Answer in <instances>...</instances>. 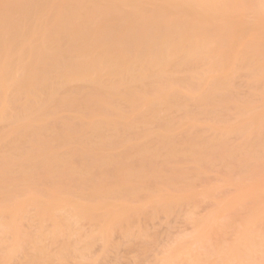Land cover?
Listing matches in <instances>:
<instances>
[{
  "label": "rangeland",
  "instance_id": "obj_1",
  "mask_svg": "<svg viewBox=\"0 0 264 264\" xmlns=\"http://www.w3.org/2000/svg\"><path fill=\"white\" fill-rule=\"evenodd\" d=\"M85 5L88 7H85ZM84 8H86L88 16L84 13ZM78 13H80L81 18L84 14L86 15V17H83L85 19V21L83 20L84 22L80 23L82 19L77 18L79 16ZM70 24L77 26L79 28L78 31L76 32L75 29L77 28L72 26L75 29H71L73 32H70ZM60 33L64 35V38L68 37L66 41L64 40L65 42L62 41L63 36L61 37ZM171 35H174L172 36V38L175 37L173 38L174 41L171 38L169 40ZM194 37H196V40H194ZM92 38L97 39L98 44L94 48L92 46L87 47V44L91 45L93 43ZM41 39L48 44L43 43ZM166 39L169 40V43ZM164 40L165 44L167 43L165 46L168 51L163 46ZM183 41L186 42L183 43ZM198 41L202 42H200L199 46L197 45L199 48H192V44L196 46ZM49 43H52L53 47ZM190 44L192 47L189 46ZM120 45L126 47L127 51L125 54L116 56L108 53L118 49ZM186 45L189 47L187 46L188 48H186ZM46 46L51 47L47 48ZM162 46L165 54L163 57ZM169 46L170 48L167 49ZM179 46H182V52H180L181 50L178 51L180 49ZM200 46L204 50H199L202 48ZM53 48L56 50L53 51ZM176 48L178 55L176 54ZM92 49L93 51H105L106 53L103 55L106 57L109 56L122 61L134 60L137 63L134 66L136 68L130 70V73L138 75V77L144 74L145 78L152 67H154L157 75H161L158 68L162 66L158 64L163 63V67L166 68L164 62L170 64L171 69L167 72L168 74L165 78L152 76L156 75L155 73L153 74L154 70L152 69V74L148 76H150L149 79L155 78V80L153 79V82L148 84L151 86H146L147 89L146 87L145 89L144 87L140 88L139 83L134 84L139 92H137L138 98L136 97L139 105L133 108H126L128 106L126 102L127 106H124L125 108H123V104H118L119 100L117 98L121 99L118 95L115 97L114 102H117V106L120 105L121 108L119 106L118 110L109 109L110 111H90L87 109L76 111V109L66 103L64 105L62 103L44 104L47 105L46 109L43 104H38L36 99L38 100L41 96L38 84L42 81L48 83V81H55V79L58 81L65 78V80L61 81L62 85H59V88L57 87L58 89L54 86L56 89H54V92L56 93L58 90L60 92L68 90L67 92H69V89L74 88L73 80H68L71 74L76 71L75 63L71 64V59L87 61L95 56L91 53ZM186 49L189 50L185 52L184 50ZM191 49L194 52L192 51L191 53ZM237 52L241 56L238 55L239 58H234L236 62L238 61L235 63L233 57L239 54ZM63 53L65 56H63ZM78 53H83L84 57L82 55V57H79ZM74 54L78 55V57L75 55V58H72ZM85 54L88 55L85 57ZM180 54H183V56ZM179 55L181 56L180 58ZM247 55L251 57L248 56V58ZM171 56L174 58L173 61L170 58ZM146 57H148L149 62L146 60L144 65ZM207 57L210 61L207 60ZM167 58L170 59L167 60ZM59 60H64V65L63 69L58 72V67L55 66L54 62ZM170 62L173 63L171 64ZM249 62L254 64L251 65ZM150 64L152 67L147 69ZM202 64L204 66H200ZM183 65L186 69H183ZM231 65L234 66L231 67ZM121 66H117L113 74L127 73L124 65ZM247 67L249 68L247 69ZM164 68L161 69V71L163 70V76L166 75V72L164 73L166 69ZM179 69L180 74H183L182 77H185L184 79L179 78L181 77L178 74ZM197 69L199 73L201 72L200 74L196 72ZM15 74H17L16 77ZM173 74L178 76L176 75L174 78ZM263 76L264 0H0V117L2 118L4 115L6 118L8 117V121L6 119H4L5 121L3 119L0 121L1 147L6 144L2 146V143L8 139L9 149H12L9 151L10 153L13 152V149H17V154H20L19 150H21V154L33 157L42 155L56 156L58 153L62 154L65 151H67L66 155L67 153L71 155L74 150L73 131L76 132L74 126L79 124L81 125L80 129L84 131L86 125H88L87 121L100 117L101 113L108 115L106 119L114 128H121L120 121H124L130 124V128L134 126L133 128L136 131L131 128L133 132L132 130L129 131V133L131 132L130 138L127 136L129 140L127 139V141L114 148H109L102 143L91 144L93 145L92 147L101 149V153L104 156L109 154L110 157H106V159L109 160L110 164L117 162L118 159L115 156L111 157V154L116 155L126 148L129 158L124 159L123 162L132 163L133 165L131 169H127L130 172L128 178L131 181V185H133L132 187L130 185L127 195L113 194L111 197L109 191L107 194L109 196H103L109 189L108 187H101L96 189L98 191L96 196L94 194L89 196L92 188L80 187L75 183L79 186L77 188L75 187L76 185H73L74 182L71 186V183L65 186H46L42 185L43 183L40 181L39 185H36V183L34 184L35 180H37L35 178L28 182H23L21 187L13 192L8 203L0 204V217H2L0 218V224L5 227L3 229H1L2 227L0 228V264H19L22 260V264H25V262H27L26 264H37L36 259L40 258L41 255V258H38L39 260L42 258L50 259V261L47 260L48 262L45 261V264H264V137L262 138L264 134L261 133V131H264V92L260 91L264 88ZM36 77L40 80L39 82H37ZM146 78L148 80V77ZM63 82H66L65 85H68L67 87L69 88L63 90V87L66 88ZM83 84L79 83L78 85H80L79 87H84L85 84ZM137 84L139 85L138 88ZM260 86L262 89L259 88ZM3 87H6V90ZM83 87L80 90L85 92ZM203 87L205 91L202 89ZM2 88L5 90L4 92ZM13 88L23 92L17 91V94H20L16 95L21 96L16 97V100L12 99L11 92H9V89L11 91ZM141 89L144 90L142 91ZM7 92H9L7 94L9 97L6 95ZM54 92L52 93L55 94ZM214 92L219 93L213 95L215 94ZM205 93L209 100L206 99ZM181 96L183 97L182 99ZM10 97L12 101H10ZM162 97L168 100L172 99L171 102H177L179 106L182 103L181 106H186V108L179 107L176 103L175 107L177 108L173 106V109L171 108L173 112L171 113L170 110L167 113L169 109L165 110L163 105L158 104L159 99ZM201 97L204 101H202ZM211 97L215 99L211 101L213 99ZM122 102H124L123 99ZM26 103L29 107L27 109L25 107ZM150 103L153 105L149 109L147 105ZM33 104L34 107L37 106L39 112L35 109L36 107L33 108ZM115 104L113 105L115 106ZM30 106L32 107L31 109L36 110V113L33 110L32 113L30 112ZM196 106H200V108H196ZM21 108L23 110L19 111ZM207 108H211V112ZM220 108H222L221 111L218 110ZM17 109H19L18 116H26V118L20 117L22 120H19L15 112ZM28 109H30L29 112L31 114L37 115L33 114L30 117L31 114L27 111ZM42 110L46 112L44 113ZM185 110L189 113H186ZM22 111H27L29 115L26 114L30 118H27L26 114L23 115ZM147 111L148 113H146ZM203 111L205 114H202ZM42 112L43 114H39ZM110 112H114V114H110ZM7 114L9 115L7 116ZM153 115L155 116L154 118ZM12 117L14 120L10 122ZM135 120L140 121L136 122ZM145 122L148 124L143 127ZM161 123L162 125H160ZM56 124L60 126L58 127ZM30 128H33V131H30ZM47 128L48 131L51 130L52 132L47 131V134ZM36 129L39 133L34 131ZM191 129L193 130L191 131ZM44 130L46 133L42 132ZM23 131L29 133H27L28 136L25 133L26 138ZM21 133L23 134L19 136ZM13 135H17L18 140L11 139L10 137ZM32 135H34L35 141ZM217 135L220 136H218L219 138L223 137L222 139L224 140H217ZM23 136L24 138H22ZM31 137L32 139H30ZM168 138H171V141ZM166 139L169 140L167 141L169 143L166 142L164 147L163 143L165 141L162 140ZM212 139L215 142L210 141ZM20 140H24V142L21 141L23 144L18 143L19 149L18 147L14 148L13 146H17L16 143ZM38 140H40V143ZM150 140L153 141L152 145H150L152 142ZM58 141H60L59 144ZM204 142L208 144L205 147ZM251 142L252 144H249ZM195 143H201L199 146L203 145L201 148H197L198 145L195 147ZM11 144H13L12 147L10 146ZM41 144L42 146H40ZM189 144H195L193 145L195 148L191 146L192 148L190 149ZM256 144L259 146L255 147L254 145ZM144 145L145 149L143 148L144 151L142 150L141 152L140 149ZM161 145L163 146L162 149ZM79 146L84 147V144H79ZM1 147L0 151H3L5 146L3 149ZM211 147L214 148L212 149ZM186 148L188 153L193 151L191 152L193 155H189L191 153L187 154L185 152ZM84 149L86 148L84 147ZM146 149H149V151ZM137 150L140 151L138 152ZM178 150L183 155L177 154ZM218 150L220 151L216 152ZM146 151L147 154L145 153ZM229 151L234 152L235 155L231 153L229 156ZM5 152H2L3 155L1 154V156L6 155ZM239 152L242 153L240 154ZM10 153L9 157L13 158L11 156L13 153ZM164 153H166V156ZM14 156L20 157L16 154ZM60 156H63L67 163L71 162L70 156ZM103 158V156H99L97 160L102 161ZM130 159L131 161L136 159V163L131 162ZM169 159L172 160L170 161ZM198 159L203 160L200 161ZM209 160L211 164L208 163ZM51 161L48 160V162ZM73 163L79 165L80 158L76 157ZM144 163H146V166ZM163 165L165 166L164 168ZM242 166L247 168L241 169ZM14 167L17 168V166ZM27 167L29 170L30 165ZM26 168L25 171L27 173L37 171L35 167L33 170L32 166L30 167L31 171ZM140 174L141 176H139ZM149 179L152 181L151 183H149ZM74 192L78 193L75 194ZM82 192L85 193L83 196ZM67 208L68 211L66 210V213L64 209ZM58 210L63 214L65 212L66 215L58 213ZM38 211H41L44 215L43 218H39ZM56 212L58 214L55 215ZM60 214L65 216L64 219H67L58 218L57 216ZM5 215L8 217L7 219L4 218ZM71 217L73 220L76 217L75 221H68V219H72ZM1 219L8 221L9 226L4 224ZM24 220L26 221L24 222ZM30 220L33 222L31 223ZM80 222H83L82 225ZM28 223L30 224L28 225ZM71 224L75 225L71 227ZM104 225L105 227H103ZM28 227L33 230L31 233H33L34 237L40 234L43 238L44 235H47L43 238L45 241L41 242L44 245L50 244V246L48 244V247H46L47 251H50L49 255L47 254L45 257L42 253H39V255L41 254L40 256H34V254L37 255V250H35L37 242H32L28 237L30 232ZM67 227H69V231L72 229V232H69ZM76 227L79 229L76 230ZM22 228L24 230L28 229L24 231L26 232V237L23 231V234L20 233ZM44 230L47 232L43 235ZM55 230L58 235L56 234L57 232L54 233ZM64 232L72 233L71 237ZM64 236L70 238H65ZM56 237L58 240L55 241ZM257 237L259 241L260 239L263 241L262 245H258L260 248H256ZM68 239L72 243L67 245L65 242L69 243ZM20 243H23V245L24 243L25 245L27 244L25 248L29 246L30 250L25 248L23 250V245H21V248ZM254 244L256 245L254 246ZM69 245L71 246L66 248ZM60 246H65L64 255L62 254L61 257L56 258L57 255L53 253L59 252ZM70 248L74 249L73 252L68 250ZM51 249L52 252H55L51 253ZM214 251L219 253L217 252V254ZM212 252L215 254L213 255ZM245 252L249 255L247 257H249L250 261L246 257ZM43 259L42 263L44 264ZM58 260L60 262H56ZM42 263L38 261V264Z\"/></svg>",
  "mask_w": 264,
  "mask_h": 264
},
{
  "label": "bare ground",
  "instance_id": "obj_2",
  "mask_svg": "<svg viewBox=\"0 0 264 264\" xmlns=\"http://www.w3.org/2000/svg\"><path fill=\"white\" fill-rule=\"evenodd\" d=\"M85 7H88V6H86L85 5ZM65 8H66V6H65ZM86 8H84V10H85ZM83 10V11H84ZM99 10H100V8H99ZM83 11H82V13H83ZM84 13L86 14H88V12H86V10L84 11ZM81 15L82 16V18L80 17V13H78V17L77 18H80V19H82V20H80L81 22L80 23H82V21L84 20L85 21V19L83 18V17H86V15ZM88 16V15H87ZM76 20V19H75ZM83 21V22H84ZM79 22V21H78ZM72 23H75V22H72ZM84 24V23H83ZM82 24V25H83ZM71 25V24H70ZM81 25V26H82ZM201 25V24H200ZM72 26H73V24L71 25V27L69 26V28H70V32H73L72 30H74L75 28H77V29H75L76 30V32L78 31V27L76 26H73V27H75V28H72ZM78 26H80V25H78ZM80 26V27H81ZM178 27V26H177ZM133 28V27H132ZM72 29V30H71ZM134 29V28H133ZM59 31H61L60 29H58ZM179 30V29H178ZM69 31V30H68ZM67 31V32H68ZM75 32V31H74ZM42 33V32H41ZM40 33V34H41ZM61 34V33H60ZM41 35H43V34H41ZM202 35H204V34H202ZM209 35V34H208ZM36 36V35H35ZM39 36V35H38ZM63 36V38H64V35H62L61 34V37ZM172 36H174V35H171V37L169 36V40H170V38L172 39V41H174L173 40V38H175V37H173L172 38ZM176 36V35H175ZM207 36V35H206ZM37 37V36H36ZM60 37V36H59ZM60 37V38H61ZM208 37H210V36H208ZM59 38V39H60ZM62 38V41H66V39H68V37L67 38H64L63 39ZM191 38H192V36H191ZM195 39L194 40H196V37H194ZM93 39V38H92ZM205 39V38H204ZM208 39V38H207ZM44 40H46V39H44ZM61 40V39H60ZM169 40H167L166 39V41L168 42ZM185 40V39H184ZM245 40H247V39H245ZM244 40V41H245ZM41 41H42V39H41ZM50 41V40H49ZM64 41V42H65ZM171 41V42H172ZM203 41V40H202ZM220 41V40H219ZM248 41V40H247ZM43 42V41H42ZM63 42V43H64ZM170 42V43H171ZM186 41H183V43H185ZM192 42V41H191ZM201 41H198V44H196V46L194 45V44H192V46H191V44L189 45V46H191L192 48H199V47H197V45L199 46V44H201L200 43ZM217 42H218V40H217ZM241 42V41H240ZM41 43V42H40ZM43 43H46L45 41L43 42ZM42 43V44H43ZM52 43H53V41H52ZM52 43H49L50 45L52 44ZM55 43V42H54ZM61 43V42H60ZM163 43V42H162ZM161 43V45H163ZM169 43V42H168ZM192 43H194V42H192ZM48 43H46V45H47ZM98 44V40L97 39H93V43L90 45H88L87 44V47H90V46H92V48H94L96 45ZM172 44V43H171ZM222 44V43H221ZM242 44H243V42H242ZM63 45V44H62ZM61 45V46H62ZM165 45H167V43L165 44V40H164V45L163 46H165ZM244 45V44H243ZM44 46V45H43ZM52 47H53V45H51ZM50 46V47H51ZM163 46L161 47V50H163V54H162V57H163V55H165L164 54V49H163ZM171 46V45H170ZM170 46L167 48V49H169L170 48ZM185 46V45H184ZM188 45H186V48H188L187 47ZM195 46V47H194ZM203 46V45H202ZM202 46H200V47H202ZM206 46H208V44H206ZM47 47V46H46ZM46 47H44V48H46ZM49 46L47 47V48H50ZM55 47V46H54ZM180 47V46H179ZM182 47V46H181ZM181 47H180V49L178 50V51H180L181 50ZM178 48V47H177ZM177 48H176V54H177ZM204 48H206V47H204ZM140 49V48H139ZM142 49V48H141ZM202 49H203V47L202 48H200L199 50H201L202 51ZM250 49V48H249ZM52 50V49H51ZM54 50H56V49H54L53 48V51ZM165 50H166V46H165ZM189 50V49H188ZM187 49L186 50H184L185 52H187L188 51ZM204 50V49H203ZM239 50V49H238ZM247 50V49H246ZM126 51H127V49H126V47L125 46H123V45H120L119 47H118V49H115L113 52L112 51H110V52H108V53H112V55H116V56H120L121 54H125L126 53ZM166 51H168V50H166ZM172 51V50H171ZM191 51V53H192V49L190 50ZM198 51V50H197ZM239 51H241V50H239ZM48 52V51H47ZM46 52V53H47ZM180 52H182V50L180 51ZM194 52V51H193ZM196 52V51H195ZM52 53V52H51ZM93 55H95L94 57H92L91 59H89V60H87V61H83V60H76V59H71V64H73V63H75V67H76V71H75V73H73V74H71V77H70V79L68 78V80H73V84H74V88L73 89H69V92H67L68 90H65V89H67V88H69V87H67L66 85H65V83L66 82H63V85H65L66 86V88H64L63 87V90H65V91H62V92H60L59 90L57 91V93L56 92H54L56 89L55 88H57L59 85H62L61 84V81H63V80H65V78L63 79V80H58V81H56V79H55V81H48V83L47 82H41V83H39L38 84V89H40V91H41V96H40V98H38V100L36 99V101H38L37 103L38 104H48V105H53V104H60V103H62L63 105H64V103H66V104H69L70 106H72V108H74V109H76V111L77 110H80V109H87V110H90V111H94V110H109V109H111V110H118V107L120 106H117L119 103H121V104H123L122 106H123V108H125L127 105V107L126 108H133V107H136V106H138L139 105V103H137V98H138V91H137V89H136V87L134 86V84H136V83H139V85H140V88L141 87H144V89H145V87L148 85V84H151V82H153L152 80L154 79L155 80V78H165V76H167V72H169L170 71V69H171V65L170 64H168V63H165L164 62V64L166 65L165 67L166 68H164L163 67V63L162 64H158L159 66L161 65L162 67H160V68H158V70L160 71V73H161V75H157V73H155V69H154V67H152L151 66V64H150V66L147 68V69H150V67H152V69L154 70L153 71V74L155 73L156 75H152V76H157V77H155V78H153V79H149V77L150 76H148L149 74L151 75L152 74V72H151V70L149 71V72H147L148 73V75L147 76H145V78H144V74H142V76L140 77H138V75H133V74H131L130 73V70H132V69H135L136 67H134L135 66V64H137L134 60H126V61H122L121 59L119 60V59H116V58H112V57H106V56H104L103 54L104 53H106L105 51H99V50H94L93 51V49H92V52H91ZM191 53H189V54H191ZM237 53H239V52H237ZM166 54H167V52H166ZM172 55H173V53H171ZM179 54V53H178ZM177 54V55H178ZM183 54H185L184 52H183ZM183 54H180L181 56H183ZM76 54H74V55H72L73 57L72 58H75L74 56H75ZM78 55H80L79 57H84V55H83V53H78ZM78 55H76L77 57H78ZM82 55V56H81ZM86 55H88V54H85V57H86ZM107 55V54H106ZM179 55V58L181 57ZM188 55V54H187ZM187 55H185V56H187ZM238 55H240V53L239 54H236V57H233V59L234 58H239L238 57ZM251 55H253V54H251ZM63 56H65L64 55V53H63ZM111 56V55H110ZM148 56V55H147ZM184 56V57H185ZM215 56V55H214ZM241 56V55H240ZM249 55H247V57H248ZM165 57H167V56H165ZM173 56H171L170 58H172ZM177 57V56H176ZM176 57H175V59H176ZM249 57H251V56H249ZM248 57V58H249ZM260 57V56H259ZM147 58V59H146ZM145 58V62H144V65L146 64V60L148 61V57H146ZM170 58H167V60H169ZM178 58V57H177ZM201 58V57H200ZM256 58V57H255ZM254 58V59H255ZM261 58H262V56H261ZM164 59V58H163ZM173 59L174 58H172V61H173ZM205 59V58H204ZM162 60V59H161ZM166 60V59H165ZM199 60H201V59H199ZM199 60H197V61H199ZM207 60H209V58L207 57ZM235 60V59H234ZM238 60H240V59H238ZM249 60V59H248ZM260 60V59H259ZM63 61V62H62ZM177 61V60H176ZM205 61V60H204ZM210 61V60H209ZM252 62H254L253 60H251ZM258 61V60H257ZM149 62V61H148ZM148 62H147V64H148ZM152 62H153V59H152ZM168 62V61H167ZM234 62V61H233ZM238 62V61H237ZM236 62V60H235V63H237ZM246 63H247V61H245ZM55 63V66H57L58 68H57V70H58V72L59 71H61L62 69H63V65H64V60H59V61H55L54 62ZM154 63V62H153ZM171 63V62H170ZM173 63V62H172ZM171 63V64H172ZM196 63H198V62H196ZM202 63H204V62H202ZM30 64V63H29ZM204 64H207L206 62L204 63ZM234 64V63H233ZM249 64H251V62H249ZM252 64H254V63H252ZM251 64V65H252ZM119 65L121 66V65H124V68L126 69V72L127 73H124V74H119V75H116V74H113V71L116 69V67L118 66L119 67ZM143 65V66H144ZM186 65V64H185ZM193 65V64H192ZM191 65V66H192ZM241 65V64H240ZM239 65V66H240ZM242 65H243V63H242ZM148 66V65H147ZM146 66V67H147ZM154 66V65H153ZM170 68H169V67ZM188 66V65H187ZM186 66V67H187ZM189 66H190V64H189ZM200 66H204L203 64L202 65H200ZM234 65H231V67H233ZM236 66H238V65H236ZM247 66H249V65H247ZM256 66V65H255ZM122 67V66H121ZM145 67V68H146ZM193 67V66H192ZM192 67H191V69H192ZM211 67V66H210ZM210 67H208V68H210ZM254 67V66H253ZM54 68H56V67H54ZM144 68V67H143ZM162 68H164V69H166V70H164V73L166 72V75H164L163 76V70L161 71V69ZM169 68V69H168ZM188 68V67H187ZM197 68V67H196ZM198 68H200V67H198ZM213 68H214V66H213ZM242 68H243V66H242ZM244 68H245V65H244ZM249 67H247V69H248ZM260 68V67H259ZM182 69V68H181ZM183 69H186V68H184V65H183ZM210 69H212V68H210ZM215 69V68H214ZM213 69V70H214ZM251 69V68H250ZM256 69V68H255ZM257 69H258V66H257ZM262 69H263V67H262ZM188 70H190V69H188ZM238 70V69H237ZM245 70V69H244ZM243 70V71H244ZM252 70H253V68H252ZM53 71V70H52ZM135 71V70H134ZM146 71V70H145ZM173 71V70H172ZM175 71V70H174ZM191 71V70H190ZM200 71V70H199ZM203 71V70H202ZM236 71V70H235ZM248 71V70H247ZM259 71V70H258ZM122 72H123V70H122ZM157 72V71H156ZM183 72V71H182ZM186 72H188V71H186ZM185 72V73H186ZM196 72H198V69H197V71ZM204 72H206L205 70H204ZM21 73V72H20ZM159 73V72H158ZM177 73V72H176ZM199 73V72H198ZM201 73V72H200ZM199 73V74H200ZM243 73V72H242ZM245 73V72H244ZM247 73V72H246ZM248 73H249V71H248ZM247 73V74H248ZM250 73H252V71H250ZM48 74V73H47ZM62 74V73H61ZM61 74H60V76H61ZM146 74V73H145ZM179 75H181V77H179V78H185V77H182L183 76V74H180V69H179V73H178ZM188 74V73H187ZM191 74H193L194 75V73L193 72H191ZM190 74V75H191ZM216 74V73H215ZM254 74V73H253ZM256 74V73H255ZM16 75L17 74H15V77H16ZM19 75V74H18ZM170 75V74H169ZM174 75V74H173ZM177 74H175L173 77L175 78V76H176ZM186 75V74H185ZM178 76V75H177ZM18 77V76H17ZM143 77V78H142ZM146 77H148V80H147V78ZM170 77V76H169ZM168 77V78H169ZM172 77V78H173ZM235 78H236V76H234ZM264 77V76H263ZM14 78V77H13ZM36 79H37V82H39L40 80H38V78L36 77ZM48 79V78H47ZM66 79H67V77H66ZM2 80V79H1ZM71 80V81H72ZM158 80V79H157ZM20 81V80H19ZM18 81V82H19ZM67 81V80H66ZM70 81V82H71ZM234 81V80H233ZM263 81V80H262ZM70 82H68L69 84H70ZM77 82H78V84L79 83H84L83 85H84V87H83V90L85 89V92L83 91L82 92V90H80L82 87H79L80 85H78L77 84ZM259 82V81H258ZM49 83H50V85H49ZM56 85H55V84ZM67 83V84H68ZM72 83V82H71ZM229 83H231V82H229ZM250 83H253V82H250ZM37 84V83H36ZM75 84H77L78 85V87H76L75 86ZM236 84V83H235ZM258 84V83H257ZM256 84V85H257ZM139 85L137 84V88L139 87ZM144 85V86H143ZM263 85H264V83H263ZM54 86H55V88H54ZM71 86V85H70ZM149 86H151V85H148V87ZM208 86V85H207ZM246 86V85H245ZM247 86H249L248 84H247ZM252 86V85H251ZM259 86V85H258ZM62 87V86H61ZM135 87V88H134ZM184 87V86H183ZM204 87H206V86H204ZM204 87L202 88L204 91H205V89H204ZM213 87V86H212ZM226 88H227V86H225ZM229 87V86H228ZM238 87H239V85H238ZM253 87V86H252ZM257 87V86H256ZM5 90H6V87H3ZM2 88V89H3ZM37 88V87H36ZM59 88V87H58ZM57 88V89H58ZM175 88V87H174ZM196 88V87H195ZM258 88V87H257ZM259 88H261V86L259 87ZM3 89V92L5 91ZM55 89V90H54ZM120 89H121V91H120ZM143 89V90H144ZM146 89H147V87H146ZM230 89V88H229ZM228 89V90H229ZM262 89V88H261ZM264 89V88H263ZM260 90V91H263L264 92V90ZM31 90V89H30ZM135 90H136V92H135ZM142 90V89H141ZM142 90V91H143ZM17 91H19V90H17L16 88H13L11 91H10V89H9V92H11L10 93V95H11V97H12V99H15L16 100V97H20L21 95H19V96H17L18 94H20V93H23V92H20V93H18L17 94ZM23 91V90H22ZM215 91V90H214ZM218 91V90H217ZM233 91V90H232ZM231 91V92H232ZM236 91V90H235ZM241 91V90H240ZM258 91H259V89H258ZM9 92H7L6 93V95L7 94H9ZM30 92V91H29ZM52 92H54L55 94H53ZM60 92V93H59ZM83 93V95H81L82 93ZM138 92V93H137ZM223 92V91H222ZM229 92V91H228ZM34 93V92H33ZM81 93V94H80ZM215 93V92H214ZM219 93V92H218ZM218 93H215V94H213V95H216V94H218ZM224 93V92H223ZM17 94V95H16ZM200 94V93H199ZM206 94V93H205ZM207 94H208V92H207ZM207 94L205 95V97H207ZM222 94V93H221ZM238 94V93H237ZM236 94V95H237ZM34 95H36L35 93H34ZM33 95V96H34ZM54 95V96H53ZM120 96L121 97V99H119V97L117 98L118 100H119V102H118V104H117V102H114L115 101V97L116 96ZM239 95V94H238ZM237 95V96H238ZM218 96V95H217ZM6 97V96H5ZM7 97H9L8 95H7ZM6 97V98H7ZM11 97H10V99H11ZM137 97V98H136ZM140 97V96H139ZM188 97V96H187ZM215 97V96H214ZM36 98V97H35ZM175 98V97H174ZM183 97L181 96V99H182ZM203 98H204V95H203ZM211 98H213V97H211ZM12 99L10 100V101H12ZM18 99V98H17ZM122 99L124 100V102H122ZM178 99V98H177ZM187 99H189V98H187ZM201 99H202V97H201ZM206 99H208L209 100V98L207 97ZM215 98H213L211 101H213ZM239 99V98H238ZM7 100H9L8 98H7ZM14 100V101H15ZM29 100V99H28ZM32 100V99H31ZM117 100V101H118ZM121 100V101H120ZM170 100V101H169ZM166 99L165 97H162V98H160L159 99V101H158V104L159 105H163V108L166 110V109H169V111L167 112V113H169L170 112V110H171V108L174 106H176L177 104V106H179V103H177V102H171V100L172 99ZM9 101V102H10ZM174 101H176V100H174ZM198 101V100H197ZM202 101H204L203 99H202ZM216 101V100H215ZM8 102V101H7ZM6 102V103H7ZM127 103V105H126V103ZM6 103H4V104H6ZM29 103H30V100H29ZM33 103V102H32ZM116 103V104H115ZM177 103V104H176ZM27 104V103H26ZM113 104H115V106L113 105ZM155 104V103H154ZM181 104L182 103H180V106H181ZM7 105V104H6ZM37 105V104H36ZM152 103H150V104H148L147 105V107H149V109L152 107ZM156 105H157V103H156ZM196 105H197V103H196ZM199 105V104H198ZM45 107L47 106V105H44ZM69 106V107H70ZM117 106V107H116ZM125 106V107H124ZM179 106V107H180ZM22 107H23V105H22ZM26 107V109H27V107H28V104L25 106ZM36 107V108H35ZM34 107V104H33V108H35L38 112H39V110L37 109V106H35ZM181 107H184V106H181ZM193 107V106H192ZM198 106H196V108H197ZM29 108V107H28ZM32 107L30 106V109H31ZM120 108H121V106H120ZM158 108H160L159 106H158ZM162 108V109H163ZM175 108H177V107H175ZM186 108V106L184 107V109ZM198 108H200V106L198 107ZM217 108V107H216ZM215 108V109H216ZM30 109H28L27 111L29 112V110ZM39 109L41 110V108L39 107ZM46 109H47V107H46ZM67 109V108H66ZM173 109V108H172ZM179 109H181V108H179ZM195 109V108H194ZM208 109V108H207ZM210 109V112H211V108H209ZM208 109V110H209ZM215 109H213V110H215ZM221 109L222 108H220V109H218L219 111H221ZM5 110V109H4ZM13 110V109H12ZM18 110L19 109H17V111H15L16 112V115L18 116V114H19V112H18ZM21 110H23V108H21L19 111H21ZM33 109H31L30 110V112L32 113L33 111H32ZM35 110V111H36ZM119 110H121V109H119ZM156 110V109H155ZM164 110V111H165ZM197 110V109H196ZM206 110V109H205ZM27 111L26 112H23L22 111V113H23V115H25L26 113H27ZM34 111V112H35ZM42 111H44V110H42ZM70 111V110H69ZM71 111H73V109H71ZM110 111V110H109ZM186 111V113H189V112H187V110H185ZM190 111V110H189ZM215 111H217V110H215ZM5 112V111H4ZM29 112V113H30ZM37 112V113H38ZM46 111H44V113H45ZM144 112V111H143ZM173 111L171 110V113H172ZM174 112H175V110H174ZM177 112H178V110H177ZM191 112V111H190ZM195 112V111H194ZM206 112V111H205ZM218 112V111H217ZM6 113H7V110H6ZM21 113V114H22ZM29 113H27L28 115H29ZM30 113V114H31ZM36 113V112H35ZM130 113V112H129ZM146 113H148V111L146 112ZM192 113V112H191ZM190 113V114H191ZM204 113V111L202 112V114ZM206 113H208V112H206ZM218 113H220V112H218ZM12 114V113H11ZM26 114V115H27ZM34 114V113H33ZM33 114H31V116L30 117H32V115ZM39 114H43V112L42 113H39ZM87 114V113H86ZM110 114H114V112H110ZM161 114V113H160ZM199 114L200 115H202L200 112H199ZM205 114V113H204ZM212 114V113H211ZM216 114V113H215ZM4 115V114H3ZM2 115V116H3ZM9 114H7V116H8ZM14 115V114H13ZM27 115V118L29 117ZM34 115H37V114H34ZM145 115V114H144ZM155 115V114H154ZM153 115V118L155 117ZM207 115V114H206ZM11 116V115H10ZM69 116V115H68ZM119 116H121V114H119ZM164 116V115H163ZM163 116H162V118H163ZM5 117V118H4ZM19 117V116H18ZM20 117H22V118H26V116H20ZM18 118L19 120L21 119L22 120V118ZM29 117V118H30ZM71 117V116H70ZM144 117V116H143ZM151 117H152V115H151ZM150 117V118H151ZM170 117V116H169ZM8 118V117H7ZM7 118H6V116L4 115L2 118L0 117V121L3 119V121H5L4 119H6L7 120ZM106 118H108V115H106V114H104V113H101V116L100 117H98V118H96V119H92V120H90V121H87V123H88V125H86V129L83 131V130H81L80 129V127H81V125H75L74 127V129L76 130V132L75 131H73V137H74V150H73V152H72V154L71 155H68L69 153H67V155H66V152L67 151H65V152H61L62 154H57L56 156H58V157H56V156H35V157H33V156H26L25 154H21V150H19L20 151V154H17L18 153V150L17 149H13V154L12 153H10L9 151L10 150H12V149H9L10 147H9V140L8 139H6L5 140V142H3L2 143V146H3V144H5L4 146H5V149L3 150V151H0V204H6V203H8L9 202V198L11 197V195L13 194V192H15V190H17L18 188H20L21 187V184L24 182H28L29 180H32V179H37V180H35V182H34V184L36 183V185H39V181L40 182H42L43 184L42 185H46V186H56V185H68V183L70 184V186L73 184V182H74V186L77 184V185H79L80 187H85V188H92V192H91V195H89V196H92V194H94V196H96V193L98 192V191H96V189H99V188H101V187H108V191L103 195V196H111L112 197V195L113 194H115V195H124V194H126L130 189H129V187H130V185H131V181L129 180V178H128V175H130L129 173L130 172H128V170L127 169H131L132 168V163H124L123 162V160L124 159H128L129 158V156H128V153H126V148H124L122 151H120V152H118L116 155H114V154H111V157H113V156H115V157H118V159H117V162H115V163H113V164H110V162H109V160H107L106 159V157H110L109 156V154H108V156H104L102 153H101V149H98V148H96V147H92L93 145H91V144H94V143H102L103 145H105V146H107V147H109V148H114V147H116V146H118L119 144H121V143H123V142H125V141H127V139L129 140V136H130V134H131V132L129 133V131L130 130H134L135 131V129L133 128L134 126H131V128L129 127V125L130 124H127L128 122H124V121H120V123H121V128H114L113 126H111V123H109L108 122V120L106 119ZM137 118V117H136ZM142 118V117H141ZM152 118V119H153ZM165 118V117H164ZM167 118V117H166ZM202 118V117H201ZM200 118V119H201ZM10 119V118H9ZM32 119V118H31ZM135 119V118H134ZM156 119V118H155ZM159 119H160V116H159ZM218 119V118H217ZM264 119V118H263ZM14 119H13V117H12V120H10V122H12ZM71 120V119H70ZM8 121V120H7ZM6 121V122H7ZM35 121V120H34ZM50 121V120H49ZM86 121V120H85ZM136 121V120H135ZM137 121H140V120H137ZM136 121V122H137ZM15 122V121H14ZM59 122V121H58ZM75 122H77V121H75ZM74 122V123H75ZM83 122V121H82ZM81 122V123H82ZM142 122V121H141ZM1 123V122H0ZM4 123V122H3ZM16 124H17V122H15ZM35 123V122H34ZM85 123V122H84ZM119 123V124H120ZM132 123H134V122H132ZM139 123V122H138ZM144 123V122H143ZM174 123V122H173ZM9 124V123H8ZM49 124V123H48ZM146 124H148V123H146L145 122V124H143V127H144V125H146ZM3 125V124H2ZM21 125V124H20ZM50 126H51V124H49ZM56 125H58V124H56ZM55 125V126H56ZM74 125V124H73ZM73 125H71V126H73ZM113 125V124H112ZM134 125V124H133ZM141 125H142V123H141ZM157 125V124H156ZM160 125H162V123L160 124ZM173 125V124H172ZM4 126V125H3ZM35 126H36V124H35ZM53 126H54V124H53ZM60 125H58V127H59ZM115 126V125H114ZM169 126H171V125H169ZM48 127V126H47ZM57 127V126H56ZM118 127V126H117ZM137 127V126H136ZM189 127V126H188ZM194 127V126H193ZM196 127V126H195ZM41 128H42V126H41ZM68 128V127H67ZM69 128L70 129H72L73 130V128H71L70 126H69ZM246 128H248V127H246ZM245 128V129H246ZM21 129V128H20ZM23 129V128H22ZM31 129V130H30ZM30 129H28V130H30V131H33L32 129L33 128H30ZM45 129V128H44ZM142 129H144V128H142ZM175 129V128H174ZM174 129H172V130H174ZM185 129H187V128H185ZM184 129V130H185ZM27 130V131H28ZM43 130V129H42ZM133 130H132V132H133ZM138 130H140V129H138ZM183 130V131H184ZM188 130V129H187ZM186 130V131H187ZM193 129H191V131H192ZM197 130V129H196ZM34 131H37V129L36 130H34ZM48 131V128H47V130H46V132ZM49 131H51V130H49ZM48 131V132H49ZM80 131H83V132H80ZM29 132V131H28ZM27 132V133H28ZM38 132V131H37ZM42 132H45V130L44 131H42ZM41 132V133H42ZM45 132V133H46ZM48 132H47V134H48ZM52 132V131H51ZM53 132H54V130H53ZM56 132V131H55ZM126 132H128V134H126ZM136 132V131H135ZM180 132H182V131H180ZM185 132V131H184ZM183 132V133H184ZM13 133H14V131H13ZM19 133V132H18ZM23 133H24V136H25V133L26 132H24L23 131ZM23 133H21V134H19V136H21ZM27 133H26V135H27ZM31 133V132H30ZM39 133V132H38ZM261 133H263L264 134V131L262 132L261 131ZM16 134V133H15ZM29 134V133H28ZM34 134V133H33ZM53 134V133H52ZM132 135H134V134H132ZM131 135V136H132ZM24 136L22 137V138H24ZM28 136V135H27ZM127 136L129 137V138H127ZM219 135H217V137H218ZM221 136H223L222 134H221ZM253 136H255V135H253ZM253 136H252V138H253ZM8 137V136H7ZM32 137H33V140H34V135H32ZM32 137L30 138V139H32ZM220 137V136H219ZM216 138L217 140H224V139H222V138ZM264 137V135L262 136V138ZM11 139H17L18 140V138H17V135H13V136H11L10 137ZM20 138V137H19ZM25 138H26V136H25ZM172 138V137H171ZM171 138H168L170 141H171ZM214 138V137H213ZM205 139V138H204ZM227 139V138H226ZM26 140V139H25ZM32 140V141H33ZM41 140V139H40ZM40 140H38L39 141V143H40ZM51 140V139H50ZM55 140V139H54ZM65 140V139H64ZM69 140V139H68ZM71 140V139H70ZM169 140H162V141H165L164 143H163V145H164V147H165V143L167 142V141H169ZM260 140H261V138H260ZM264 140V139H263ZM7 141V142H6ZM21 141H23L24 142V140H20V141H17V143H16V145L19 143H22ZM35 141V140H34ZM53 141V140H52ZM66 141V140H65ZM150 141H152V140H150ZM202 141V140H201ZM205 141V140H204ZM210 141H212V142H215L213 139L212 140H210ZM227 141V140H226ZM225 141V142H226ZM59 142L60 141H58V144H59ZM63 142V141H62ZM61 142V143H62ZM219 142V141H218ZM250 142V141H249ZM261 142V141H260ZM13 143V142H12ZM42 143V142H41ZM55 143V142H54ZM66 143V142H65ZM148 143H150L149 141H148ZM152 143H153V141L151 142V144L150 145H152ZM167 143H169V142H167ZM256 143H258V142H256ZM23 144V143H22ZM63 144V143H62ZM79 144H84V147L86 148V149H84V147H81V146H79ZM196 144V143H195ZM195 144H189L188 146H190L189 148L191 149L192 147L191 146H193V145H195ZM201 143H199V144H196L195 145V147H197V145H198V147L197 148H201L202 147V145L201 146H199ZM204 144H205V142H204ZM244 144V143H243ZM249 144H252V142L251 143H249ZM12 145L13 144H11L10 146L12 147ZM37 145V144H36ZM54 145H56V144H54ZM149 145V144H148ZM181 145V144H180ZM206 145H208V144H205L204 145V147L206 146ZM258 144H256V145H254L255 147L257 146ZM262 145V144H261ZM3 146V147H4ZM40 146H42V144L40 145ZM154 146V145H153ZM162 146V145H161ZM244 146V145H243ZM250 146V145H249ZM259 146V145H258ZM257 146V147H258ZM1 147V146H0ZM3 147H1L2 149H3ZM14 148H17L18 147V145L17 146H13ZM175 147V146H174ZM194 147V146H193ZM194 147V148H195ZM43 148V147H42ZM127 148H129V147H127ZM135 148V147H134ZM145 149V145H144V147H142L140 150H141V152H142V150L144 151V149ZM146 148H148V147H146ZM153 148V147H152ZM163 148V146L161 147V149ZM168 148V147H167ZM177 148V147H176ZM179 148H181V147H179ZM207 148H208V146H207ZM212 149L214 148V147H211ZM249 148V147H248ZM250 148H252V147H250ZM260 148V147H259ZM262 148H263V145H262ZM18 149H19V147H18ZM149 149H151V148H149ZM149 149L147 150V151H149ZM173 149V148H172ZM172 149H170V150H172ZM237 149H239V148H237ZM237 149H235V150H237ZM241 149V148H240ZM258 149V148H257ZM16 150V151H15ZM140 150H137L138 152L140 151ZM174 150V149H173ZM189 150V149H188ZM198 150V149H197ZM224 150V149H223ZM222 150V151H223ZM242 150V149H241ZM245 150H246V147H245ZM253 150V149H252ZM256 150V149H255ZM259 150V149H258ZM262 150V149H261ZM264 150V149H263ZM4 151H6L5 153H6V155L4 154V156H1V154H2V152H4ZM14 151H15V154L16 155H18V156H20V157H16V156H14L15 154H14ZM23 151V150H22ZM147 151L145 152L146 154H147ZM151 151V150H150ZM153 151V150H152ZM190 151V150H189ZM220 150H218V151H216V152H219ZM254 151V150H253ZM17 152V153H16ZM180 152V150H178L177 151V154H181V153H179ZM185 152H187V154H189V153H191V152H193V151H191V152H189L188 153V151H187V148H186V151ZM184 152V153H185ZM208 152V151H207ZM230 152V151H229ZM236 152V151H235ZM247 152V151H246ZM9 153L10 154H12L11 156L13 157V158H10L9 157ZM23 153V152H22ZM65 153V154H64ZM144 153V152H143ZM152 153V152H151ZM176 153V152H175ZM211 153V152H210ZM232 152H230V153H228L229 154V156H230V154H231ZM240 153V152H239ZM242 153V152H241ZM240 153V154H241ZM254 153V152H253ZM258 153V152H257ZM136 154H138L137 152H136ZM149 154V153H148ZM157 154V153H156ZM165 154V156H166V153H164ZM214 154V153H213ZM233 155H235L234 154V152L232 153ZM239 154V155H240ZM252 154V153H251ZM256 154V153H255ZM259 154V153H258ZM3 155V154H2ZM59 155H65V157L67 156H70V158H71V162H72V164H71V162H69V163H67V160H65L64 159V157L63 156H60V157H62V158H60L59 157ZM132 155V154H131ZM158 155V154H157ZM169 156H170V154H168ZM181 155H183V154H181ZM189 155H193L192 153L191 154H189ZM212 155V154H211ZM225 155H227V154H225ZM99 156H103L104 158H103V160L102 161H98L97 159H99ZM134 156H135V154H134ZM163 156V155H162ZM215 156H216V154H215ZM255 156H257V155H255ZM260 156V155H259ZM258 156V157H259ZM16 157V158H15ZM76 157H79L80 158V164L79 165H75L74 163H73V161H74V159L76 158ZM133 157V156H132ZM158 157V156H157ZM161 157V156H160ZM263 157V156H262ZM211 158V157H210ZM230 158V157H229ZM259 158H261V157H259ZM73 159V160H72ZM207 159V158H206ZM48 160H52L51 162H48ZM170 160V159H169ZM172 160V159H171ZM170 160V161H171ZM180 160V159H179ZM198 160H203V159H198ZM78 161V160H77ZM120 161V162H119ZM130 161H131V159H130ZM156 161V160H155ZM157 161H158V159H157ZM157 161H156V163H157ZM170 161H168V162H170ZM176 161H177V159H176ZM214 161V160H213ZM216 161V160H215ZM217 161H219L218 159H217ZM131 162H135L136 163V159H132V161ZM206 162V161H205ZM67 163V164H66ZM207 163V162H206ZM208 163H210L211 164V161L209 160V162ZM213 163V162H212ZM138 164V163H137ZM146 163H144V165H145ZM214 164V163H213ZM30 165V167L32 166V169L34 170L35 168L37 169V171L36 172H33V173H27V171H25V168L27 167V166H29ZM14 166H17V168H15ZM138 166V165H137ZM141 166V165H140ZM146 166V165H145ZM229 166V165H228ZM247 166V165H246ZM246 166H244L245 168H247ZM259 166V165H258ZM11 167H14L13 169H10ZM29 167V170L28 171H31V168ZM35 167V168H34ZM135 167V166H134ZM161 167H162V165H161ZM165 166L163 165V168H164ZM191 167V166H190ZM243 166L241 167V169H243L244 168ZM146 168V167H145ZM148 169H149V167H147ZM255 168V167H254ZM162 169V168H161ZM172 169H174V168H172ZM39 170V171H38ZM147 170V169H146ZM149 171V170H148ZM158 171V170H157ZM164 171H165V169H164ZM241 171H243V170H241ZM132 175H134V174H132ZM143 175H145V174H143ZM136 176H138V175H136ZM139 176H141V174L139 175ZM123 177H124V179H123ZM164 177V176H163ZM166 178V177H165ZM189 178V177H188ZM210 178H211V176H210ZM118 179H120V181H118ZM185 179V178H184ZM190 180H191V178H189ZM212 179V178H211ZM34 181V180H33ZM37 181H38V184H37ZM149 183H151L152 181L149 179ZM76 183V184H75ZM148 183V184H149ZM32 184V183H31ZM35 185V186H36ZM41 185V184H40ZM75 186V187H79V186ZM34 186V185H33ZM73 186V187H74ZM133 185H131V187H132ZM137 186V185H136ZM69 188V187H68ZM135 188V187H134ZM139 188H141L142 189V187H140L139 186ZM144 188V187H143ZM64 190V189H63ZM94 190V191H93ZM65 191H66V189H65ZM109 191H110V194L109 195H107L108 193H109ZM36 192V191H35ZM19 193V192H18ZM67 193V192H66ZM71 193V192H70ZM73 193V192H72ZM75 193V192H74ZM78 193V192H77ZM77 193H75V194H77ZM80 193V192H79ZM83 193V192H82ZM104 193V192H103ZM237 193V192H236ZM235 193V194H236ZM22 194V193H21ZM81 194V193H80ZM85 193H83L82 194V196L84 195ZM87 194H88V192H87ZM101 194V193H100ZM99 194V195H100ZM128 194V193H127ZM126 194V195H127ZM39 195V194H38ZM25 196V195H24ZM23 196V197H24ZM78 196H79V194H78ZM100 196H102V195H100ZM51 197V196H50ZM88 197V196H87ZM86 197V198H87ZM97 197H99V196H97ZM22 198V197H21ZM25 199V198H24ZM28 199V198H27ZM44 199V198H43ZM13 202V201H12ZM27 208V207H26ZM219 209V208H218ZM28 210V209H27ZM65 210V212H66V210L68 211V208L67 209H64ZM29 211H30V209H29ZM31 211H32V209H31ZM59 211V210H58ZM63 211V210H62ZM100 211V210H99ZM98 211V212H99ZM249 211V210H248ZM21 212V211H20ZM64 212V214L62 213V212H58V213H61V214H63V215H66V213ZM219 212V211H218ZM234 212V211H233ZM247 212V211H246ZM41 211L39 212L38 211V216H39V218L41 219V218H43V214L41 213ZM57 212L55 213V215L56 214H58ZM19 214V213H18ZM61 214L59 215V216H57L58 218H60V217H63V219L65 218V216H61ZM102 214H105V213H102ZM257 214V213H256ZM7 215V214H6ZM6 215H5V217L4 218H8V217H6ZM75 215V214H74ZM73 215V216H74ZM23 216V215H22ZM69 216V215H68ZM94 217H95V215H93ZM128 216H130L129 214H128ZM24 217V216H23ZM31 217H33V215H31ZM31 217H30V219H31ZM56 217V218H57ZM0 218H2V217H0ZM69 218V217H68ZM72 218V217H71ZM91 218H92V216H91ZM35 219V218H34ZM45 219V218H44ZM67 219V218H66ZM66 219H64V220H66ZM75 219H76V217H75ZM75 219L73 220V218L72 219H68V221H71V222H73V221H75ZM126 219V218H125ZM129 219V218H128ZM131 219V218H130ZM152 219V218H151ZM2 220V219H1ZM29 220V219H28ZM21 221V220H20ZM26 220H24V222H25ZM44 221H46V220H44ZM44 221H43V224H44ZM130 222H131V220H129ZM128 221V222H129ZM2 222L4 223V224H8V226H9V222L7 221H5V220H2ZM17 222V221H16ZM19 222V221H18ZM30 222L32 223L33 221H31L30 220ZM66 222V221H65ZM129 222V223H130ZM23 223V222H22ZM47 223V222H46ZM68 223V222H67ZM75 223V222H74ZM77 223V222H76ZM82 223L83 222H80V224L82 225ZM129 223H127V224H129ZM251 223V222H250ZM25 224V223H24ZM27 224V223H26ZM30 223H28V225H29ZM68 224H70V223H68ZM109 224V223H108ZM123 224V223H122ZM32 225V224H31ZM45 225V224H44ZM67 225V224H66ZM72 225H75V224H71V227H72ZM81 225H80V227H81ZM50 226V225H49ZM107 226V225H106ZM248 226V225H247ZM2 227V228H1ZM25 228H27L26 226H24ZM32 226H30V228H31ZM103 227H105V225L103 226ZM0 228L1 229H3V228H5V227H3L1 224H0ZM20 228V227H19ZM45 228V227H44ZM69 227H67V229H68ZM229 228V227H228ZM23 229V230H22ZM21 230H20V233H22V231L24 232L25 230H24V228H22ZM28 229H29V227H28ZM27 229V230H28ZM31 229H33V228H31ZM43 229V228H42ZM56 230H57V228H55ZM79 229V228H78ZM77 229V227H76V230H78ZM227 229V228H226ZM26 230V231H27ZM34 230V229H33ZM33 230H28V231H30L29 232V234H28V237L31 239V241L32 242H37L36 243V245H35V250H37V255L36 254H34V256L35 257H37L38 255H39V253H42L43 255H45V257H46V255L49 253L50 254V251L48 252L47 251V249H46V247H48V244L49 243H47V245H44V241L45 240H43V238L44 237H46L44 234L48 231L47 230V227H46V230L47 231H45L44 230V232H43V235H44V237L42 238V236L40 237L39 235H37V236H35L34 237V235H33V233H31V231H33ZM54 231V233H56L57 231ZM125 230V229H124ZM238 230V229H237ZM68 231H69V229H68ZM135 231V230H134ZM223 232H224V230H222ZM65 232H66V227H65ZM64 232V233H65ZM69 232H72V229H70V231ZM76 232V231H75ZM258 232V231H257ZM19 233V234H20ZM26 232H24V234H25ZM54 233H52V234H54ZM68 233V232H67ZM67 233H65L66 235H67ZM241 233V232H240ZM239 233V234H240ZM23 234V233H22ZM52 234H51V236H52ZM57 235H58V232L56 233ZM82 234H83V232H82ZM122 234V233H121ZM5 235V234H4ZM9 235V234H8ZM71 235H72V233H68V236H70L71 237ZM74 235V234H73ZM21 236H23V235H21ZM27 235L25 234V237H26ZM54 236H55V234H54ZM250 236H251V234H250ZM5 237V236H4ZM10 237V236H9ZM27 237V238H28ZM50 237V236H49ZM58 237V236H57ZM56 237V239H55V241L56 240H58V238ZM65 238L67 237V236H64ZM63 237V238H64ZM70 237H67V238H70ZM73 237V236H72ZM41 238H42V240H41ZM262 238V237H261ZM54 239V238H53ZM76 239V238H75ZM75 239H73L74 241H76ZM257 239H258V237H257ZM26 240V239H25ZM52 240V239H51ZM50 240V241H51ZM60 240V239H59ZM7 241V240H6ZM41 241H43V242H41ZM65 241H67V240H65ZM68 241H69V243H66L65 242V244H70V243H72V241L70 240V239H68ZM71 241V242H70ZM73 241V242H74ZM250 241H251V239H250ZM19 242H21V241H19ZM28 242H29V239H28ZM52 242V241H51ZM50 242V243H51ZM54 242V241H53ZM79 242H80V240H79ZM252 243H254L253 242V240L251 241ZM260 242V244H258ZM263 241H261V239H260V241H259V239H258V243H257V245L256 244H254V246L256 245L257 247L256 248H260V246H258V245H262L261 243H262ZM55 243V242H54ZM62 243V242H61ZM29 244V243H28ZM75 244V243H74ZM94 244V243H93ZM241 244H242V240H241ZM8 245V244H7ZM21 245H23V243L21 244L20 243V247L22 248V246ZM56 245H58L57 243H56ZM61 245H63V244H61ZM87 245V244H86ZM9 246V245H8ZM7 246V247H8ZM27 246V244L25 245V243H24V245H23V250H24V248ZM49 246H50V244H49ZM71 245H69V246H67L66 248H69ZM74 246V245H73ZM89 246V245H88ZM242 246V245H241ZM253 246V247H254ZM5 247V246H4ZM4 247H2V248H4ZM55 247V246H54ZM61 248H60V250H59V252L57 251L56 253H53V252H55V251H53L52 252V249H51V253H53V254H56L55 256H56V258H58V257H61L62 256V254H63V252H64V250H65V246H60ZM83 247H85V246H83ZM82 247V248H83ZM87 247V246H86ZM85 247V248H86ZM243 247V246H242ZM58 248V247H57ZM73 248V247H72ZM20 249V248H19ZM19 249H18V251H19ZM25 249H28V250H30L29 249V246L27 247V248H25ZM50 249V248H49ZM48 249V250H49ZM217 249V248H216ZM241 249V248H240ZM21 250V249H20ZM23 250H21L22 252H23ZM57 250V249H56ZM69 251L71 250L72 252H73V250L74 249H68ZM220 250V249H219ZM1 251V250H0ZM66 251H67V249H66ZM65 251V252H66ZM241 251H243V250H241ZM20 252V251H19ZM28 252V251H27ZM68 252V251H67ZM66 252V253H67ZM72 252H70V253H72ZM215 252V251H214ZM218 252V251H217ZM217 252H215V253H217ZM259 252V251H258ZM21 253V252H20ZM214 253V254H215ZM219 253V252H218ZM217 253V254H218ZM261 253V252H260ZM22 254V253H21ZM48 254V255H49ZM53 254H51V256H53ZM212 254H213V252H212ZM213 254V255H214ZM245 254H246V252H245ZM244 254V255H245ZM262 254V253H261ZM23 255V254H22ZM41 255V254H40ZM39 255V256H40ZM64 255V254H63ZM211 255V254H210ZM247 255L248 254H246V257H247ZM28 256H30V255H28ZM42 256V255H41ZM41 256H40V258H41ZM54 256V257H55ZM249 256V255H248ZM27 257V256H26ZM44 257V258H45ZM53 257V258H54ZM208 257H210L209 255H208ZM207 257V258H208ZM22 258V257H21ZM39 258V257H38ZM37 258V259H38ZM39 258V259H40ZM248 259H249V257H247ZM19 259V258H18ZM24 259V258H23ZM36 259V262H37V264H38V261H41V263L43 262L42 261V259L41 260H37ZM204 259H206V258H204ZM44 260V264H45V261L46 262H48V261H50V259H48V258H45V259H43ZM48 260V261H47ZM23 261V260H22ZM21 261V262H22ZM25 261V260H24ZM249 261H250V259H249ZM20 262V263H21ZM33 262V261H32ZM56 262H60V260H58V261H56ZM251 262H252V259H251ZM19 263V264H20ZM27 262H25V264H26ZM259 263V262H258ZM17 264V263H16ZM22 264V263H21ZM24 264V263H23ZM43 264V263H42ZM174 264V263H173ZM254 264V263H253Z\"/></svg>",
  "mask_w": 264,
  "mask_h": 264
}]
</instances>
